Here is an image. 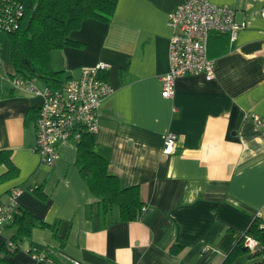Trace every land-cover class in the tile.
Returning <instances> with one entry per match:
<instances>
[{"label": "crops", "instance_id": "0c3cea01", "mask_svg": "<svg viewBox=\"0 0 264 264\" xmlns=\"http://www.w3.org/2000/svg\"><path fill=\"white\" fill-rule=\"evenodd\" d=\"M183 1L118 0L110 21L88 18L71 31L83 48L50 53L51 67L64 71L61 86L83 66L109 65L102 77L112 91L100 104L94 149L122 186L139 185L146 206L138 220H118L116 207L112 216L101 215L99 198L76 164V143L58 145L52 168L40 162L35 122L42 97L0 78V150H11L18 169L0 181V201L22 187L19 213L27 210L48 224L20 240L8 256L12 264H220L251 221L264 219V0H210L233 7L235 20L245 25L234 40L228 33L210 34L213 77L183 75L173 97L164 98L168 15ZM0 38L8 41V57L0 48L6 71L15 73L9 36L1 32ZM168 131L179 135L172 154L161 151ZM5 171L0 165V175ZM35 185L45 198L29 188ZM15 231L12 223L3 227L0 246ZM173 244L183 247L178 254L169 251ZM32 247L51 251L52 259L33 258ZM255 259L246 254L236 264Z\"/></svg>", "mask_w": 264, "mask_h": 264}, {"label": "built area", "instance_id": "2783aa9c", "mask_svg": "<svg viewBox=\"0 0 264 264\" xmlns=\"http://www.w3.org/2000/svg\"><path fill=\"white\" fill-rule=\"evenodd\" d=\"M264 18V8L261 11ZM24 16V5L17 0H0V33L17 29ZM168 24L172 29L169 39V69L160 76L161 95L171 98L175 93L176 80L186 74H204L214 76L215 63L208 56V39L211 33H228L234 40L238 31L245 25L235 20V9L210 0H185L177 4L168 15ZM0 53V69L3 68ZM105 62L83 66L78 77H70L60 88L44 87L40 89L33 78H25L3 70L0 78L11 87L24 89L41 95L36 118L35 150L40 162L52 168L59 159L58 145L62 142L78 143L83 133H96L99 127V108L102 100L111 93V85L102 77L108 70ZM259 121V118L256 117ZM179 135L174 131L166 132L162 153L177 151ZM38 185L29 186L35 190ZM22 187L11 189L8 201H0V230L14 221L19 212L16 202L22 193ZM264 228V223L261 224ZM7 247L15 244L7 240ZM244 246L255 252L260 244L251 235L244 238ZM30 255L46 260L52 259L51 251L30 249ZM55 264H82L78 259H63Z\"/></svg>", "mask_w": 264, "mask_h": 264}, {"label": "trees", "instance_id": "16d2710c", "mask_svg": "<svg viewBox=\"0 0 264 264\" xmlns=\"http://www.w3.org/2000/svg\"><path fill=\"white\" fill-rule=\"evenodd\" d=\"M24 5V16L14 31L8 32L11 43L10 58L15 74L25 78L39 77L46 87L60 88L64 71L51 67L50 53L63 47L83 48L84 43L70 37L73 30L78 29L85 19L91 18L101 22L111 20L118 0H17ZM14 89H9L12 95ZM1 97V92H0ZM76 164L92 193L99 198L100 213L107 218L113 210L118 209L120 221L140 219L145 203L141 199L139 185L122 186L119 178L109 173L107 159L96 153L95 134L85 132L77 143ZM10 149L0 150V165L6 171L0 175V181L10 179L18 174L17 167L12 163ZM41 198V186L35 189ZM264 219L256 216L228 252L220 264H236L241 256L249 259L259 258L246 264H264ZM16 231L10 237L15 244L13 249L6 243L0 246V264H12L9 255L19 249V242L29 236L35 226L46 227L47 223L37 220L27 210L22 209L15 215ZM251 235L258 240L260 246L255 252L244 250V238ZM182 246L173 244L169 251L178 254Z\"/></svg>", "mask_w": 264, "mask_h": 264}, {"label": "rangeland", "instance_id": "374dc122", "mask_svg": "<svg viewBox=\"0 0 264 264\" xmlns=\"http://www.w3.org/2000/svg\"><path fill=\"white\" fill-rule=\"evenodd\" d=\"M8 35V33H7ZM6 49V56L8 57V54H9V47H8V41H4L2 38H0V48L1 49ZM8 59V58H7ZM9 65H8V60L5 59L4 63H3V70H6V68H8ZM1 81V80H0ZM255 260H258V259H255Z\"/></svg>", "mask_w": 264, "mask_h": 264}, {"label": "water", "instance_id": "95a60500", "mask_svg": "<svg viewBox=\"0 0 264 264\" xmlns=\"http://www.w3.org/2000/svg\"><path fill=\"white\" fill-rule=\"evenodd\" d=\"M244 250H247V248H246V247H244Z\"/></svg>", "mask_w": 264, "mask_h": 264}]
</instances>
